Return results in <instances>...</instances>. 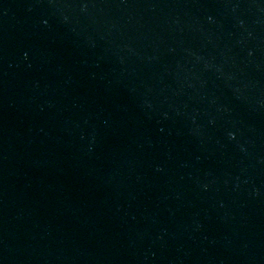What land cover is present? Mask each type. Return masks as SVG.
<instances>
[{
  "label": "water",
  "instance_id": "95a60500",
  "mask_svg": "<svg viewBox=\"0 0 264 264\" xmlns=\"http://www.w3.org/2000/svg\"><path fill=\"white\" fill-rule=\"evenodd\" d=\"M0 264H264V0H0Z\"/></svg>",
  "mask_w": 264,
  "mask_h": 264
}]
</instances>
